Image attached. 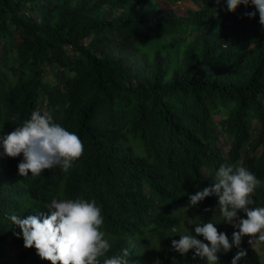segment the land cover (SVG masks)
<instances>
[{
  "label": "trees",
  "instance_id": "1",
  "mask_svg": "<svg viewBox=\"0 0 264 264\" xmlns=\"http://www.w3.org/2000/svg\"><path fill=\"white\" fill-rule=\"evenodd\" d=\"M164 2L0 0V134L38 110L83 144L70 169L39 176L18 174L22 155L0 157V264H12L2 260L12 250L21 262L51 264L23 246L7 217L47 213L53 198L101 207L110 249L100 264L125 248L128 264H207L193 250L179 255L172 240L209 222L203 214L217 206L216 197L187 207L188 194L211 186L222 164L255 174L262 183L251 193L252 207H264L259 15H247L256 11L251 5L229 12L225 0ZM175 3L188 9L181 14ZM215 3L225 11L222 25ZM248 45L243 63L238 50ZM215 226L229 239L236 230ZM250 239L241 241L247 255L239 264H260ZM237 251L218 253V264H231Z\"/></svg>",
  "mask_w": 264,
  "mask_h": 264
},
{
  "label": "clouds",
  "instance_id": "2",
  "mask_svg": "<svg viewBox=\"0 0 264 264\" xmlns=\"http://www.w3.org/2000/svg\"><path fill=\"white\" fill-rule=\"evenodd\" d=\"M225 5L229 12H235L238 6H254L256 11L247 15L254 17L258 13L259 24L264 26V0H225ZM82 153L83 144L76 133L54 123L50 115L38 110L10 133L0 134V157L22 155L17 169L23 177L29 173L39 176L45 169L57 166L67 171ZM261 183L243 166L220 165L211 186L188 194L187 207L197 206L206 197H216L222 222L236 230L229 239L225 232H218L217 223L212 220L199 222L194 228L195 234H182L179 240H172L173 250L181 255L193 250V258L218 264V253H227L236 247L238 251L231 264H239L247 255L246 250L240 248L243 237H251L250 244L254 236L264 241V207H252L255 201L251 196ZM45 209L47 213L37 212L27 217L13 213L7 217L12 227L19 229L14 235L22 237L23 246L35 248L38 257L51 264H100L99 258L108 252L110 242L101 231L104 218L96 201L53 198ZM241 211L245 214L243 217L238 215ZM187 222L193 224L188 218ZM128 256L125 248L121 254L104 259L103 264H128Z\"/></svg>",
  "mask_w": 264,
  "mask_h": 264
},
{
  "label": "rangeland",
  "instance_id": "3",
  "mask_svg": "<svg viewBox=\"0 0 264 264\" xmlns=\"http://www.w3.org/2000/svg\"><path fill=\"white\" fill-rule=\"evenodd\" d=\"M157 2L161 5V6H166L169 5L168 3L164 2V0H157ZM170 6L174 7V8H180L181 10V14H184L186 12V10L188 9V5L187 4H183V3H175V4H171ZM224 10L222 8V6L219 3H215V21L218 25H222L225 22V17H224ZM27 14L31 15L32 17H35V9H32V7H28V11ZM246 46V45H245ZM252 45H248L247 48L241 47L238 51L239 54L241 56L242 62H246L248 57H249V51L252 49ZM205 214H203L208 221L214 222V223H219L222 222V217L219 215V210H218V206L209 211L204 212ZM188 219L191 220H195L196 219V213L190 215L188 217ZM187 221V219H186ZM187 224H189L187 222ZM191 225V224H190ZM259 235V234H258ZM253 242L250 244V246L253 248V250L256 252V254L258 255L259 258V262L260 264H264V241H259L256 239V237L254 236L253 238ZM16 250H12L11 252L5 254V258H2V260L5 261H9L12 264H34L32 261H23L21 262V260L19 259L17 253L15 252ZM181 255V254H179ZM179 258H183V256L179 257ZM181 262H186L185 261H181ZM180 262H178L179 264Z\"/></svg>",
  "mask_w": 264,
  "mask_h": 264
}]
</instances>
